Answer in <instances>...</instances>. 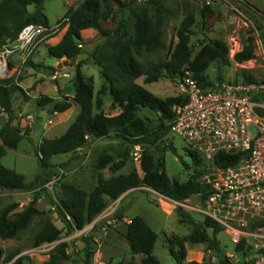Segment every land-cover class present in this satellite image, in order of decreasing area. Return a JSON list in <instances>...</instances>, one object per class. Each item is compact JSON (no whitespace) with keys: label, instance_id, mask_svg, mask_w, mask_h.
Wrapping results in <instances>:
<instances>
[{"label":"trees","instance_id":"16d2710c","mask_svg":"<svg viewBox=\"0 0 264 264\" xmlns=\"http://www.w3.org/2000/svg\"><path fill=\"white\" fill-rule=\"evenodd\" d=\"M46 1L48 0H0V52L8 44L15 42L27 26L51 27L43 8ZM166 1L83 0L64 15L68 19V29L59 44L48 47V54L56 60L66 58L69 65L75 67L74 97H63V100L56 101L45 96L38 101V105L51 106L50 115L65 113L73 104L79 105L80 112L62 136L43 139L37 154L43 172L32 183H27L23 174L1 164L8 150L18 148L24 135L21 127L14 125L13 109V94L22 91V88L15 84L14 77L0 80V108L8 116L7 120L0 122V190L34 192L32 201L22 211H17V204L0 211V239H14L28 230L35 220L41 219L43 224L34 237V247L61 240L62 230L53 223L47 212L37 206L40 197L37 190L44 188L51 179L50 169L55 156L76 153L89 139L96 141L116 138L125 145L126 149L117 157L105 153L98 160L97 170L108 168L113 173L122 170L130 159L133 147L141 145L144 149L141 161L143 175L132 171L126 175H114L109 179L99 177L90 192L74 184H62L60 204L56 209L69 233L83 230L92 224L111 202L117 201L131 190L147 187L180 202L197 194H202V200L208 197L209 186L202 182L195 179L186 182L172 180L166 172V150L155 152L157 143L170 132V123L175 117L174 107L186 103L187 97L181 94L163 99L137 84L136 80L144 78L145 85L157 83L164 78L176 81L189 72L200 84L213 86L206 77V71L213 63L227 65L229 48L222 41H202L200 49L194 55L191 40L194 34L192 29L196 23L194 14L187 12L177 30L178 42L170 56L155 62L140 61L138 57L153 56L165 47L163 20L171 15V11L165 6ZM30 6H35L34 12L29 11ZM203 16H207L205 11ZM109 24L111 25L108 27ZM87 29L98 31L103 40L89 53L87 60L74 65L84 53V49L80 47L81 34ZM253 59L254 42L249 39L234 60L242 64ZM90 61L100 69L104 81L97 95L94 79L86 77L82 72L83 65ZM49 69L55 70L54 67ZM248 79L247 83L255 82L252 78ZM107 95L112 99V106L120 110L119 114L110 116L102 111L103 97ZM141 109H149L159 114V124L151 127L138 117ZM188 154L195 164L202 163V159L191 149ZM244 156L246 153L242 152L220 154L215 158V164L220 168L235 167ZM185 166L187 167L186 164ZM179 215L181 223L193 226V232L183 238L168 239V252L176 264H185L187 244H209L211 248L218 249L216 236L224 229L209 219L198 223L181 211ZM209 230L213 235H210ZM122 234L129 243L133 258L141 257L140 262L132 260L129 264H161L154 254L159 235L143 216H134ZM67 249L66 243L57 244L50 252L46 264H68L70 256ZM236 253L240 258L233 264H252L244 260L252 254L245 242L236 246ZM18 255L19 251L5 255L0 248V264H23L22 258L16 259ZM86 257L85 264H93L89 247L86 249Z\"/></svg>","mask_w":264,"mask_h":264},{"label":"rangeland","instance_id":"374dc122","mask_svg":"<svg viewBox=\"0 0 264 264\" xmlns=\"http://www.w3.org/2000/svg\"><path fill=\"white\" fill-rule=\"evenodd\" d=\"M83 0H48L43 4L44 13L49 19L52 27L63 21L67 11L79 5ZM211 5H206V0H167L165 6L171 11V15L164 17L163 32L165 47L153 56L138 57L142 62H155L170 56L178 42L177 30L185 18L187 12H192L195 17L191 45L194 55L200 49L201 42L222 41L228 45V64L213 63L206 71V77L213 85L227 81L231 83L248 82L252 78L259 85H264V0H208ZM140 2L137 4L139 5ZM35 6H30L29 11L34 12ZM207 16H203V12ZM129 15V12L126 13ZM60 17V18H58ZM58 18V19H57ZM57 20V21H56ZM131 21V20H130ZM112 23V22H110ZM111 24L108 25V27ZM68 26H62L58 32L50 38L40 41L30 57L35 54L40 56L39 48L46 44L45 41L54 38L56 35L67 31ZM249 39H253L255 59L239 64L234 60L237 53L243 50V45ZM87 40H92L89 37ZM53 43V42H50ZM84 44L82 39L80 43ZM84 49V48H83ZM89 46L84 49L83 55L88 54ZM12 60V68L16 69L10 73L15 78V84L19 81L34 82L30 88L17 91L13 94L14 125L21 127L24 135L23 141L16 150H8L1 160L6 168L23 174L27 183L34 182L35 178L43 171L39 165L38 150L43 139H54L62 136L69 126L75 121V112L65 121L64 114L50 115L51 106L40 107L38 101L45 96L53 95L61 97L56 101L63 100V97H70L71 89L74 86L75 67H63L70 77L67 79L53 80L49 68L54 67L55 58L46 54L40 58L38 63L30 61L21 63L20 56ZM66 59V58H64ZM91 63V61H90ZM83 74L90 76L94 74L95 95L101 89L100 70L91 63V67H84ZM40 74L38 80L34 77ZM230 75L228 78L227 76ZM0 79V80H5ZM68 81L69 90L64 92L60 88L61 82ZM178 80L162 79L149 86V91L155 92L160 98L175 97L181 95L177 87ZM20 87V86H19ZM55 87L58 93L54 92ZM21 88V87H20ZM68 94V96H66ZM102 111L110 116L120 113L119 109L112 106L110 96L103 97ZM49 115V117H47ZM138 117L143 119L149 126L155 127L159 124L160 115L149 110L141 109ZM67 117V116H66ZM7 114L0 108V122L7 120ZM39 119L42 121L40 122ZM168 125V123H167ZM250 131L254 132L252 128ZM33 133V134H31ZM126 149L125 145L116 138L101 140L89 139L88 143L76 153L69 155L55 156L52 159L53 167L50 169L51 178L59 177L61 171L64 175L60 181L50 190L39 188L40 193L37 206L40 210L47 212L53 223L62 230L61 240L54 244H45L34 247V237L42 228V220L37 219L32 226L23 231L18 237L11 240L0 239V248L5 255L19 251L17 258H22L23 264H46L50 252L59 243L68 245L67 253L70 256L68 264H85L86 249L89 247L92 253V263L97 260L105 264H129L132 260L140 262L141 257L133 258L128 241L123 236L124 226L127 220L140 215L148 220L152 228L160 235L155 245L154 254L161 264H176L168 252V239L173 237L183 238L193 232V226L181 223L180 211L192 217L196 222L203 223L205 217L199 213L191 212L182 206L169 205L162 201V195L156 191L143 187L135 189L127 194L125 198L111 202L107 209L90 225L83 230L69 233L67 227L62 223L56 207L60 204L62 184H74L90 192L97 183L99 177L108 179L113 175L137 171L141 176V164L136 163L130 153V159L125 167L119 172H111L108 168L97 170V164L102 154H109L117 157ZM189 144L181 137L169 134L157 143L155 152L165 151L166 172L172 180L186 182L195 179L202 182L204 165H197L188 154ZM175 150V151H174ZM132 152V151H131ZM187 165V167L185 166ZM34 192H9L0 190V211L11 205L17 204V211H22L32 201ZM196 204L197 197L194 195L189 199ZM210 235H213L209 230ZM218 249L211 248L209 244H187V257L185 264L191 262L197 264H233L240 256L236 253V246L231 242L230 237L221 232L217 236ZM254 253V252H253ZM228 255H231L228 257Z\"/></svg>","mask_w":264,"mask_h":264},{"label":"built area","instance_id":"2783aa9c","mask_svg":"<svg viewBox=\"0 0 264 264\" xmlns=\"http://www.w3.org/2000/svg\"><path fill=\"white\" fill-rule=\"evenodd\" d=\"M206 5L211 2L206 0ZM64 25H68L67 18L55 27H25L18 39L0 52V79L9 77L12 70L16 72L12 68L15 57L20 56L25 64L38 43ZM69 77L64 68H56L51 75L53 80ZM177 87L188 100L174 107L170 133L183 138L202 159V183L209 186L210 194L205 200L202 194H197L196 204L164 196L162 201L215 222L235 246L245 242L250 247L252 254L245 262L264 264V225H261L264 223V116L255 112L256 107L264 110V85L223 81L207 87L186 72ZM239 152L246 153L239 165L220 168L215 164L218 155ZM143 153V147L135 145L131 152L133 160L141 164ZM63 175L61 171L59 177H52L44 188L51 190ZM96 264L105 263L97 260Z\"/></svg>","mask_w":264,"mask_h":264},{"label":"crops","instance_id":"0c3cea01","mask_svg":"<svg viewBox=\"0 0 264 264\" xmlns=\"http://www.w3.org/2000/svg\"><path fill=\"white\" fill-rule=\"evenodd\" d=\"M58 18H60V17H58ZM57 18V19H58ZM57 21V20H56ZM50 26H52L51 24H50ZM65 33H66V31L65 32H63V33H61L60 35L58 34V35H56L54 38H51L50 40H48V41H45V43L46 44H44V45H42L40 48H39V52H40V56L39 55H37V54H35L34 55V57L33 58H31L29 61H34L35 63H38L39 62V59L40 58H44V56L46 55V54H48V47H51V46H55V45H57V44H59L60 43V41L62 40V38H63V36L65 35ZM81 36H82V39L84 40V44L83 45H81V47L82 48H84V49H86L87 48V46H89V50H88V54H86L85 56L82 54L79 58H78V60L74 63V65H76L79 61H84V60H87L88 59V55H89V53H91L93 50H94V48L100 43V42H102V40H103V38L100 36V34H99V32L98 31H96V30H94V29H87V30H84L83 32H82V34H81ZM89 37H91L92 38V40H87ZM50 42H53V43H50ZM15 61L17 62V60L16 59H14V64H15ZM65 61H66V59H62V60H56L55 61V63H54V68L56 69V68H59V66L61 65V64H63V63H65ZM28 63V62H27ZM92 63V62H91ZM91 63L90 62H88L87 64H85V65H83V67H82V71H83V69H84V67H91ZM29 64V63H28ZM30 64H31V62H30ZM93 64V63H92ZM67 67H69L68 69L69 70H73L74 69V66H67ZM100 70V69H99ZM85 75V74H84ZM39 76H40V74H37V76H35L34 77V80H38L39 79ZM86 76V75H85ZM230 75H228L227 76V78L229 77ZM86 77H92L93 79H94V84H95V82L97 81V78L95 77V75L94 74H90V76H86ZM34 82L35 81H33V82H28V81H22L21 80V82L19 83V86L21 87V88H23L24 90H26V88H30L33 84H34ZM103 78H102V76H101V72H100V83H102L101 84V86L103 85ZM223 82V81H222ZM225 82H227V81H225ZM136 83L137 84H139V85H141V86H143V87H145L147 90L149 89V86L151 85V84H149V85H145L144 84V78H139V79H137L136 80ZM69 83H68V81H64V82H61V86H60V88L62 89V90H64V92H68V90H69ZM94 88H95V86H94ZM100 91V90H99ZM98 91V92H99ZM149 91V90H148ZM54 92L55 93H58V90H57V88L55 87V89H54ZM151 92V91H150ZM74 93H75V89H74V86H73V88L71 89V94L72 95H70L71 96V98H73L74 97ZM152 94H154V95H156L157 96V90L155 91V92H151ZM66 96H68V94L66 95ZM48 97H52V98H54V99H61V97H54L53 95H50V96H48ZM159 97V96H158ZM75 110H76V113H77V116H78V114H79V112H80V107H79V105H77V104H73V106H72V108L69 110V111H67V112H65V113H62V114H64L65 115V121H67L69 118H70V116L75 112ZM67 116V117H66ZM76 116V117H77ZM47 117H49V115L47 116ZM39 121L41 122L42 120L41 119H39ZM31 134H33V133H31ZM2 142H1V140H0V144H1ZM123 174V173H122ZM127 173H124L123 175H126ZM129 174V173H128ZM117 175H121V174H117ZM114 176V175H113ZM112 177V176H111ZM110 177V178H111ZM107 179V178H106ZM109 179V178H108ZM132 191H134V190H131V191H129V192H127L125 195H123L122 196V198H125L126 196H127V194H129V193H131ZM133 218V217H132ZM146 219V218H145ZM126 221H127V223L125 224V226H124V231L122 232V233H125V230H126V226L131 222V219L130 220H127V219H125ZM147 220V219H146ZM147 222H148V220H147ZM149 223V222H148ZM150 224V223H149ZM151 226V225H150ZM152 227V226H151ZM154 230V229H153ZM155 231V230H154ZM156 232V231H155ZM157 233V232H156ZM158 234V233H157ZM159 235V234H158ZM160 236V235H159ZM159 239V238H158ZM158 241V240H157ZM157 243V242H156ZM156 245V244H155ZM155 250V249H154Z\"/></svg>","mask_w":264,"mask_h":264},{"label":"water","instance_id":"95a60500","mask_svg":"<svg viewBox=\"0 0 264 264\" xmlns=\"http://www.w3.org/2000/svg\"><path fill=\"white\" fill-rule=\"evenodd\" d=\"M69 61L66 59V61H65V63H63V64H61L60 66H59V69H62L63 67H67V66H69ZM255 112L258 114V115H260V116H264V110L263 109H261V108H259V107H256L255 108Z\"/></svg>","mask_w":264,"mask_h":264}]
</instances>
